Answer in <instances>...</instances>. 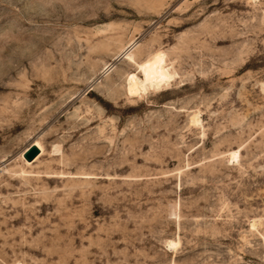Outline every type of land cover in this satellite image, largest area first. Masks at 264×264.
Returning <instances> with one entry per match:
<instances>
[{
    "label": "rangeland",
    "instance_id": "obj_1",
    "mask_svg": "<svg viewBox=\"0 0 264 264\" xmlns=\"http://www.w3.org/2000/svg\"><path fill=\"white\" fill-rule=\"evenodd\" d=\"M0 264H264V0H0Z\"/></svg>",
    "mask_w": 264,
    "mask_h": 264
},
{
    "label": "bare ground",
    "instance_id": "obj_2",
    "mask_svg": "<svg viewBox=\"0 0 264 264\" xmlns=\"http://www.w3.org/2000/svg\"><path fill=\"white\" fill-rule=\"evenodd\" d=\"M132 58V57H130ZM140 70L144 76V78H139L136 74H131L129 76V83H130V87L129 90L131 93L136 92L137 90H147L150 86H154L155 84L158 83L159 78H161V75L155 65L154 62L151 61H143L140 64ZM137 93V92H136ZM34 145H37L43 152V148L41 146V144L36 143ZM39 155V154H38ZM23 156V155H22ZM239 156V151H233L232 152V157L233 158H238ZM255 224V223H254ZM176 245L175 242H170L169 246H173Z\"/></svg>",
    "mask_w": 264,
    "mask_h": 264
},
{
    "label": "water",
    "instance_id": "obj_3",
    "mask_svg": "<svg viewBox=\"0 0 264 264\" xmlns=\"http://www.w3.org/2000/svg\"><path fill=\"white\" fill-rule=\"evenodd\" d=\"M40 153V149L37 145H31L27 151L24 153V157L28 161H32L38 154Z\"/></svg>",
    "mask_w": 264,
    "mask_h": 264
}]
</instances>
